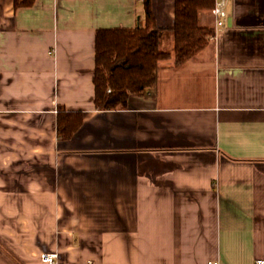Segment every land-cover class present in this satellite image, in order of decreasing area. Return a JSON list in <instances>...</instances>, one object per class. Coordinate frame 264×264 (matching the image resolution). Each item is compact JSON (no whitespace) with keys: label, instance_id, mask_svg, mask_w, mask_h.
<instances>
[{"label":"crops","instance_id":"crops-1","mask_svg":"<svg viewBox=\"0 0 264 264\" xmlns=\"http://www.w3.org/2000/svg\"><path fill=\"white\" fill-rule=\"evenodd\" d=\"M152 8L175 48V0ZM145 19L142 0H0V264L264 261V0H229L222 29L206 13L201 53L98 110L97 31ZM60 106L83 115L69 139Z\"/></svg>","mask_w":264,"mask_h":264},{"label":"trees","instance_id":"trees-1","mask_svg":"<svg viewBox=\"0 0 264 264\" xmlns=\"http://www.w3.org/2000/svg\"><path fill=\"white\" fill-rule=\"evenodd\" d=\"M144 2V25L135 29H100L96 33L94 76L96 108L101 111L126 109L131 96L151 94L160 62L172 55L161 50L164 31L158 27L152 0ZM36 0H15L16 8H28ZM216 0H175L174 57L177 65L196 57L215 36L214 28L203 26L202 17L211 13ZM80 112L58 111V135L73 137L83 126Z\"/></svg>","mask_w":264,"mask_h":264},{"label":"built area","instance_id":"built-area-1","mask_svg":"<svg viewBox=\"0 0 264 264\" xmlns=\"http://www.w3.org/2000/svg\"><path fill=\"white\" fill-rule=\"evenodd\" d=\"M229 0H216L215 7L211 11L215 18L216 29H222L225 26V21L227 19V6ZM42 261L46 264H56L58 258L57 253H46L42 255ZM218 264V263H210ZM255 264H264L263 260L256 261Z\"/></svg>","mask_w":264,"mask_h":264},{"label":"rangeland","instance_id":"rangeland-1","mask_svg":"<svg viewBox=\"0 0 264 264\" xmlns=\"http://www.w3.org/2000/svg\"><path fill=\"white\" fill-rule=\"evenodd\" d=\"M172 38L167 35V33H163L162 35V42H161V50L162 51H173L174 50V42L171 41Z\"/></svg>","mask_w":264,"mask_h":264}]
</instances>
